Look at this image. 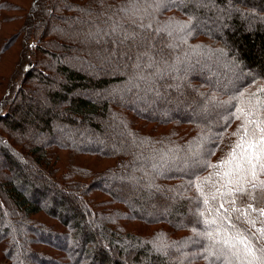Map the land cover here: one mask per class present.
<instances>
[{"label": "trees", "instance_id": "trees-1", "mask_svg": "<svg viewBox=\"0 0 264 264\" xmlns=\"http://www.w3.org/2000/svg\"><path fill=\"white\" fill-rule=\"evenodd\" d=\"M128 2V6L130 7H126L125 10L136 6L132 4L134 1L131 2L130 0H33L31 9L26 15V21L22 28L24 60L20 62V65H24V79L21 86H18L19 89L17 91L11 89L2 93V97L0 98V127H21L25 122L21 121V119H14V116L18 113L25 118L28 116L33 117L35 125L42 126V128L48 130L56 129L57 126L63 129V126L66 124L68 125L74 122L72 115L77 116L80 121L83 119L80 117L83 116H97L98 110L94 103L89 100L87 101L85 98H77L75 92L77 89L89 88L92 84L104 87L110 83L109 79H99L97 82H91L89 78L78 73L79 71L72 68V66L61 64L60 57L52 55L53 53L47 51L45 44H53L54 40L51 41V38L55 37L57 40L59 38L57 34H60L62 38L67 36L71 40L70 38L72 37L69 38L68 35L72 34L71 31L77 32L76 27L72 24L70 26L65 24L63 27L56 24V16L57 18L60 16L58 14L62 7L69 11L68 14L60 17L73 23L76 18L81 17L83 20H86L83 16L87 18V16H92V12H107L106 10H110V8L117 10L120 7H125ZM184 2L187 4H184ZM22 3L24 4V0L20 4ZM181 3L179 4L176 0L174 3H170L172 6H167V11L164 10L162 12L163 18L171 19L175 15H182L187 19L190 18L192 25L194 23L195 26L199 24L201 29L198 28L199 30L197 32L193 29L191 36L189 34L186 35L184 37L186 42L180 41L178 43L179 41L176 42L174 39L176 36H171L166 32L161 33L160 36L169 37L173 40L174 45L178 43L177 48L182 47L181 50H183V47H189L191 51L200 49L203 53L222 56L226 64H228L230 71L237 72L239 77L242 80L244 79L243 83L240 82L234 88L219 87L210 79L202 82L199 80L196 82H191L192 80H190L188 82L187 87L189 90L195 92L194 87L197 88L196 91L202 93L204 99H207L210 103H214L219 109H222V114L220 113L221 115L219 116L222 119H220L219 124H201L202 120L198 114L202 112L201 108L203 104L198 102L197 99L194 101L198 102L194 103V108L188 106L189 109L193 108L191 114L197 116L193 117L191 115L184 119L182 117L172 116L170 112L164 116L149 117L137 113L135 110L136 118L140 117L144 122L155 124L158 128L172 126V131L169 132L172 137L170 140H163L164 134L161 133L156 137L144 135L142 136V141L146 139L147 142L139 143L134 136L136 130L129 131V127L134 125V121L130 120L128 114L122 112V110H125L124 107L117 102H113L112 104V102L110 103L108 101L104 103V113L111 115L113 121L118 120L117 122H120V120L123 121L124 119L122 125L124 129L126 128L124 130L126 136L124 135V137L130 142L128 145L126 143L128 148L126 150L128 151L132 147L131 143H134L135 149L133 157L134 162H139V168L138 166L135 168H138L136 172H128L127 174H124L126 172H123V174L117 173V170L119 171L123 167L128 170L130 166L126 167L127 164L125 163L121 167L123 160H121L120 150H118V154H111L114 151L99 152L98 150L90 149H86L89 150L87 153H85V150L82 151H84L86 156L94 155V158H98V160L112 161L116 159L114 165L115 172H111L110 169L109 172H106L111 173L108 174L110 175V179L118 181L122 180L119 178L124 176V179H129L130 183L148 188L155 196H162L163 193L164 195H170V192H172L174 194L170 196L177 200L176 195L181 197L180 202L183 203V206L188 205L186 202H190L193 205V211H191L193 215L192 223H182L180 219L176 218L178 215H186L183 212L182 204L177 208L170 206L168 211L176 212L174 214L175 217L166 218L159 208V205H161V203L159 204V197H156L158 201H156L157 206L154 210L150 207H143V209H138L137 211L129 209L128 212H130V215L127 212L126 218L121 216L123 214L119 212L114 215H120L121 219L128 220L127 222L129 223L131 221H137L136 223L144 224L146 227L168 223L172 227L169 231L174 235L176 232H185L186 235L184 237L170 239L174 241L173 245L166 246L164 240L163 242L159 241V236L163 234L158 233L157 230L150 236L141 234L138 231L133 235L129 232L122 234L117 230H112L109 223H106L104 226L102 225L104 232L102 236L105 237V240L104 242H99L96 232H89L83 227L79 228L76 224L72 226L70 221L78 219L76 221L81 220L79 222L85 223V215L88 214L94 215L93 217L95 218L97 214H95L92 204H95V191L97 190L94 188L101 184L99 181L102 182L104 180H100V177L93 178V181L97 183L94 188L89 187L82 181H69L67 177L63 178L61 176L62 174L57 168L58 154L54 150L50 149L45 151L43 148L34 149L32 151L35 154L34 162L37 165H41L40 172L38 173L46 177V183L36 186L35 183L29 182V187L32 189V198L34 196L40 198L42 194H47V192H53L60 196L58 198L55 197L54 201L48 204V206L42 205L43 207H41L35 201H32L30 198L28 199V196L21 189L12 187V185L10 187L9 185H3V180L6 178V166L2 158L11 157L9 150L14 151L13 153L16 154L22 153L17 151L16 148L13 149L12 146L10 147L9 145L11 143L6 138L0 136V227L9 222L7 216L17 217L20 215L16 212V209L13 208L12 213L8 209L9 207L4 201L5 187H9V190L16 195V207L25 215V219L22 218L24 222L21 221L22 223L18 224L21 227L12 223L14 226H12V229L9 231L4 230L0 233V252L6 255L11 264H23L19 261L18 257H15V254H18V239L22 237L26 241L28 248L24 254L27 257H35L36 260H40L39 264H83L85 262L83 257L88 252L92 255V259L84 264H128V258H130L133 264H191L192 262L196 264L199 261L204 262V264H222L221 259L216 256L212 257L210 253L215 248L212 246V241L207 239L208 233H213L217 239L228 237L230 234L235 236L237 231L248 233L251 237H259L260 233L257 232V229L264 228V215H260L261 210H264V193L258 191L255 200L249 199L247 196L239 197L235 205L225 203L224 208H221L220 204L223 202L221 197L217 195L215 199L211 198L213 193L217 192V188L213 184L219 178L214 175L218 170L210 167V165H216L221 161L232 150L231 146L237 142V137L234 133L240 127L241 121L232 116V113L236 111V107L242 105L246 109L248 107L247 102L251 99L254 103L257 97L264 100V0H182ZM170 7L173 10H170ZM139 8L141 7L136 9L134 7V11L136 12ZM14 9H18V5L8 3L6 0H0V29L2 24L10 19L8 14ZM157 14L159 15L160 12ZM106 15L102 14L105 22H107ZM133 19H137L138 23L134 24L138 25L140 24L139 22L145 21V16L140 15L139 19L137 15H134ZM209 25L219 27L220 33L213 32ZM156 26L158 25L156 24ZM13 38H16V36ZM202 38L203 40L200 41ZM39 50L41 54L51 56L52 59L54 58V61L56 59L57 63L55 65L54 63L50 65L46 61V65L51 68V71L49 68L45 69L46 71L39 69L45 65L43 60L38 56ZM149 54L154 60H161L167 57L165 54L156 56L151 51ZM135 55L129 54V59H134ZM157 64L158 62L154 64V70H157L161 66ZM38 71H41V74ZM36 72L43 79L50 78L52 73H57L58 75L62 73L66 83L56 90H48V93H45V89L42 86L41 92L36 93V90H34L36 97L34 94L27 95L24 92L25 86L30 79L34 78ZM14 83L16 82H12V85ZM13 87L15 88L17 86L14 85ZM241 93H243V96H240ZM237 96H240L239 101L234 99ZM178 97L180 98L182 96ZM214 99L217 100L215 101ZM162 100L165 101V98L163 97ZM112 106L117 107L114 108ZM227 106V111H224ZM62 107L68 113L66 118L61 117L59 113V109H62ZM258 116L264 119V110L260 111ZM184 126H190L191 129H183ZM129 133L132 137L128 135ZM208 136H210V139H213L206 146V142L202 140H206ZM160 141L165 143L170 142L168 146H165L169 148V151L163 148L153 149L156 143L158 146L164 145ZM179 141V145L177 143H171ZM70 143H64L67 146L62 145L60 149L67 148V150H71L68 147L69 145L72 146ZM137 143L143 144L142 148ZM150 144L153 146H150ZM76 146L78 148L80 146L81 148L82 145L79 144V146ZM191 150H196L199 158L205 161L209 167L198 166L193 167L187 172L177 171V168H182L180 167L182 163L181 159H184L186 153L191 152ZM155 151L160 152V155L163 153L167 154L166 159L164 158L162 160L165 166L167 165L166 169L159 172V169L156 170L153 166L149 167L147 164H144L143 168H141L143 165L142 162H145V157L153 156ZM22 155L25 157L22 162L28 164L30 161H28L27 156L25 154ZM12 156L14 155L12 154ZM140 156L143 158H140ZM156 162L157 160L153 161L154 164ZM44 172H47V175ZM209 177H211L209 183L202 184L203 195L208 198L205 203L201 194L197 191V184L202 183ZM104 179L108 180V178ZM260 179L264 180V175ZM167 181H172V184L167 183ZM101 191L104 192L103 190ZM219 191L222 192L225 189L220 187ZM111 195L114 196L113 193ZM61 197L65 198L62 200L64 209L62 214L57 209V204H60L59 198L61 199ZM111 198L116 203H121V201L114 199L115 196ZM75 201L82 203L85 213H80L77 210V207L73 203ZM162 205L164 206V203ZM249 205H252L256 211L249 208ZM137 207L140 208V206ZM234 207H238L241 211H225V209H232ZM180 208L182 211H180ZM72 211L76 212V214L71 217L69 216V212ZM243 212H247L248 216L245 217L242 215ZM39 213H45L58 222L62 227L59 226L64 230H58V226H54V229H46L45 226L37 227L35 223L27 222V219ZM13 217L10 218L11 221L14 220ZM249 219L255 220V225L249 224L247 222ZM10 232H13V238ZM169 236L171 235L168 233ZM71 242L74 245H79L77 252L78 258H74V250H69L68 259L70 258V260L67 263H63L62 260L59 261L46 252L37 250L40 246H47L48 248L59 250ZM186 242H192V244L188 245L189 248L177 249V247L182 246ZM232 242L236 244L235 249L227 251L224 254V256L234 258H231L232 264H261L262 259H264V253L254 250L251 254H248L237 240H233ZM141 246L142 249H139ZM215 247L223 248L219 244L215 245ZM260 248H264V241H257L255 243V249ZM155 251L160 255H156ZM233 252L237 255L230 256V253L233 254ZM253 257L256 258L254 259ZM144 259L145 261H143ZM166 260L172 263H165Z\"/></svg>", "mask_w": 264, "mask_h": 264}, {"label": "rangeland", "instance_id": "rangeland-1", "mask_svg": "<svg viewBox=\"0 0 264 264\" xmlns=\"http://www.w3.org/2000/svg\"><path fill=\"white\" fill-rule=\"evenodd\" d=\"M6 1L18 5V9L9 12L8 15L10 16V19L3 23L0 29V98L2 97V93L6 90L13 89L17 91L24 79V65H20V62H23L24 60L22 28L26 21V15L29 13L33 2V0H24V4H20L22 0H19L20 2L18 0ZM130 1H134L132 4L136 5L134 6L135 9L138 7L141 8L136 12L134 11V7L125 10L126 7H130L128 6V2L125 7H120L117 10H112L110 8V10H106L107 12H92V16H87V18L80 14L86 20L79 17L74 19L73 23L60 17L68 14V9L62 7L61 11H59L58 15L60 16L58 18L56 16V24L62 27L65 24H68L69 26L72 24L76 27L77 32L71 31L72 34L68 35L69 38L72 37L70 38L71 40H69L67 36L62 38L60 34H57V37L59 38L57 40L55 37L51 38V41L54 40L53 44H45V49L53 53L52 55L59 56L61 64L72 66V68L79 71L78 73L89 78L91 82H97L99 79H109L110 83L104 87L92 84L89 88L77 89L75 92L77 98H85L87 101L89 100L94 103L98 110L97 116H83L80 117L83 118L80 121L77 116L72 115L74 122L69 123L68 125L66 124L63 126V129H60L57 126L56 129L48 130L42 128V126L35 125L33 117L28 116L25 118L18 113L14 116V119H21V121L25 122L21 127H0V136L6 138V140L11 143V145H9L10 147L12 146L13 149L16 148L17 151L25 154L28 161H30L28 164L23 163L22 161H24L25 157L22 154H16L13 153L14 151L9 150L11 157L2 158V161L6 166V178L3 180V185L17 187L28 196V199L30 198L32 201H35L39 206H48V204L54 201L55 197L58 198L60 196L53 192H47V194H42L40 198L35 197L34 195L32 198V189L29 187V182L35 183L36 186L46 183V177L38 173L40 172L39 169L41 168V165H37L34 162L35 154H33L32 151L38 148H43L45 151L50 149L54 150V152L58 154L57 168L63 178L67 177L69 181H82L84 184L93 188L97 185V183L93 181V178L100 177V180H104L102 182L99 181L101 184L94 188L97 190L95 191V204H92L95 214H97L95 215V218L93 217L94 215H85V223L79 222L81 220L76 221L78 219H73L70 221L72 226L76 224L79 228L83 227L89 232H96L99 242H104L105 240V237L102 236V233H104L102 227L106 223H109L112 230H117L122 234H127L129 232L133 235L138 231L141 234L150 236L157 230L158 233L163 234L159 236V241L163 242L164 240V243L168 246L173 245L174 243V241H171L170 239H174V237H184L186 233L176 232L174 235L169 231L172 227L168 223L146 227L144 224L136 223L137 221H131L129 223L127 222L128 220H123L120 217L124 216L126 218L129 209L137 211L138 209H143V207H150L154 210L157 206L156 201H158L156 197H159V204L161 203L159 208L166 218L175 217L174 214L176 212L168 211L170 206L177 208L182 204L183 212L186 215H178L176 218L180 219L182 223H192L193 215L191 211H193V205L190 204V202H186L188 205L185 204L186 206H183V203L180 202L181 197L176 195L178 198L177 200L170 196L171 194H174L172 192H170V195H164L163 193L164 196H155V194L149 191L148 188L130 183L129 179H124V176H122L123 178L120 177L119 179L122 180L118 181L110 179V175L108 174L111 173L106 172H109V169L111 172H115L114 165L116 159L112 161L98 160V158H94V155L86 156L82 150H85V153L89 151L86 149L98 150L99 152L114 151L111 154H118V150H120L122 157L121 160H123L121 167L124 166L125 163L127 164L126 167L130 166L128 170L123 167L116 172L121 174H123V172H126L124 174H127L128 172H136L139 168V162H134V143H131L132 147L128 151L126 150L127 145L130 142L124 137V130L126 129L122 126L124 119L123 121L120 120V122H117L118 120L113 121L111 115H106L104 113L105 102L109 101L110 103L112 102V104L113 102H117L124 107L125 110H122V112L128 114L130 120L134 121V125L129 127V131L136 130L134 136L139 143L147 142L146 139L142 141V136L144 135L156 137L161 133L164 134L163 140L168 141L172 138L169 133L172 131V126L158 128L155 124L144 122L140 117L136 118L134 111L136 110L137 113L149 117L164 116L170 112L172 116L182 117L184 119L185 117L192 115L191 112L194 108V103L200 102L203 104V107L201 108L202 112L198 114L202 120L201 124L206 125L209 123L211 125H216L219 124L220 119H222L219 117L222 114V109H219L218 106L212 102L210 103L207 99H204L202 93L196 91L197 88L194 87L195 92L189 90L187 87L188 82L190 80H192L191 82H196L197 80L202 82L210 79L219 87L224 86L234 88L239 85L240 82L243 83L244 79L242 80L237 72L230 71L228 64H226L222 56H213L211 54L203 53L200 49L191 51V48L189 49V47H183V50H181L182 47L177 48V44L180 43V41L186 42L184 37L188 34L191 36L193 29L197 32V30L201 28L199 24L195 26L194 23L192 25L190 18L187 19L182 15H175L171 19L163 18L162 12L164 10L167 11V6H172L170 3H174L175 0ZM176 1L179 4H182V0ZM184 4L187 3L184 2ZM170 10L173 9L170 7ZM158 12H160L159 15L157 14ZM102 14H107V22L104 21ZM134 15H137L139 19L140 15H144L145 21L139 22L140 24L135 25L138 23V18L133 19ZM128 22L130 24H124ZM156 24L158 26H156ZM209 26L213 32H216L217 34L218 32L220 33L219 27L213 25ZM163 32H166L171 36H176L174 39L176 42H179L174 45L172 42L173 40L169 37L167 38L163 35L160 36ZM14 36H16V38H13ZM202 40L203 38L200 41ZM150 51L154 52L156 56H162V54H165L167 57L161 60H154L149 54ZM129 54H136L135 58L130 60ZM38 56L45 63V65L39 68L41 70L46 71L45 69L49 68L51 71V68L46 65V61L50 65L53 63L55 65L57 63L56 59L54 61V58L52 59L51 56L41 54L40 50ZM81 58L83 59L80 60ZM157 62V65H161L158 68L159 71L158 69L154 70V64ZM38 72L41 74V71ZM38 72H36L34 78L30 79L25 86L24 92L27 95L34 94L36 97L34 90H36V93L41 92L42 86L45 89V93H48V90H56L58 87H62V85L66 83L62 73L61 75L52 73L50 78L43 79ZM12 82L16 83L12 85ZM14 85L17 87L14 88ZM178 96L182 97L179 98ZM163 97L165 98V101L162 100ZM195 99H197L198 102H194ZM182 100L184 101L183 103ZM214 100L216 101L217 99ZM188 106L193 108L189 109ZM112 107L116 108L117 106ZM227 109L228 106L224 111H227ZM59 110L62 111H59L61 117L66 118V116H68V113L65 112L63 107ZM195 116L197 115H194L193 117ZM139 126L140 128H138ZM183 129L189 130L191 127L184 126ZM128 135L132 137L130 133ZM206 138V140L203 139L202 141H205L206 146H208L213 138L210 139V136ZM64 143H70L72 146L69 145L68 147L71 148V150H67V148L60 149L62 145L67 146ZM160 143L164 145L158 146L156 143L153 149L163 148L164 150L169 151V148H166L165 146H168V143L170 142L165 143L160 141ZM171 143H177L179 145L180 141ZM79 144L82 145L81 148ZM76 145H78L79 148ZM139 145L142 148L143 144ZM150 146L153 145L150 144ZM158 151H155L154 155L151 157H145V162H142L143 165L141 168H143L144 164H147L149 167L153 166L156 170L159 169V172L165 170L167 165L165 166L162 160L164 158L166 159L167 154L163 153L160 155V152L158 153ZM193 152H196V150H191V152L186 153L184 159H181L182 163L180 167H182V170L177 168V171L187 172L193 168L189 161ZM12 154L14 156H12ZM140 158L143 157L140 156ZM155 160H157V162L154 164L153 161ZM137 166L138 168L135 169ZM44 174L47 175V172H44ZM104 178H108V180H105ZM156 180H158V178H156ZM167 183L172 184V181H167ZM9 187H5L6 192L4 194V201L8 205V209L11 213L14 208L20 215L17 214V217L12 216L14 219L13 221L10 220V218H12L11 216H7L9 222L0 227L2 228L0 229V233L4 230L9 231L12 229V223L21 227L18 224L24 222L22 221V218L25 219L24 213L16 207V195L9 190ZM112 193L115 196L114 199L121 201V203L118 204L111 198L114 197L111 195ZM63 199L65 198H59L60 204H57V209L60 214H62L64 210L62 206ZM75 202L73 203L74 206L77 207V210L80 213H85L82 203ZM162 203H164V206ZM137 206H140V208ZM180 211H182L181 208ZM118 212L123 215H114ZM74 214H76V212H69V216L71 217ZM128 214L130 215V212H128ZM27 222L32 224L35 223L37 227L45 226L46 229H54V226H58V230H64L58 222L47 216L45 213H39L30 217L27 219ZM168 233L171 236L168 237ZM13 235L12 232V238ZM76 242L78 243L77 240ZM186 243L177 247V249H186L189 248V244H192V242ZM17 244L18 254H15V257H18L21 263L39 264L40 260H36L35 257H27L24 254L28 248L23 237L18 239ZM78 246V244L74 245L71 242L64 245V248L59 250L48 248L47 246H40L37 250L40 252H46L59 261L62 260L63 263H67V261L70 260V258L68 259L69 250H74V258H78ZM139 249H142V246L139 247ZM220 249H222V247H215V250L212 249L210 252L212 257L224 256L225 252L219 251ZM155 254L158 256L160 255L156 251ZM230 256H233V254L230 253ZM83 258L85 260L84 263H86L92 259V255L88 252ZM143 261H145V259ZM127 262L128 264H133L131 263L130 258L127 259ZM165 263L172 262L166 260ZM0 264H11L10 260L2 252H0ZM191 264L195 263L192 262ZM196 264H204V262L199 261Z\"/></svg>", "mask_w": 264, "mask_h": 264}, {"label": "snow or ice", "instance_id": "snow-or-ice-1", "mask_svg": "<svg viewBox=\"0 0 264 264\" xmlns=\"http://www.w3.org/2000/svg\"><path fill=\"white\" fill-rule=\"evenodd\" d=\"M240 96H243V93ZM240 96L234 99L239 101ZM247 104L246 109L242 105H238L236 111L232 113L235 119L241 121L240 127L234 133L237 137L236 144L231 146L232 150L221 161L216 165H210V167L218 170L214 175L219 178L213 184L217 188V192H214L211 198L215 199L219 195L223 201L220 204L221 208H224L225 203L235 205L239 197L247 196L249 199L255 200L258 191L264 193V180L260 179L264 175V119L258 116V113L264 110V100L257 97L254 103L250 99ZM189 161L193 167H209L205 161L199 158V154L196 152L192 153ZM210 180L211 177L197 184V191L201 194L205 203L208 198L203 195L202 184H207ZM220 187H223L225 191H219ZM248 207L256 211L252 205ZM225 211L240 212L241 210L234 207L225 209ZM242 215L247 217L248 213L243 212ZM260 215H264V210H261ZM247 222L251 225L256 223L255 220L251 219ZM233 227L235 226L233 225ZM257 232L260 233L259 237H251L248 233L237 231L235 236L230 234L222 239H217L213 233H208L207 239L212 241L214 248L217 244L222 245L223 248L219 250L221 252L235 249L236 244L232 241L237 240L248 254H251L254 250L264 253V248L255 249L257 241H264V228L257 229ZM233 255L237 254L233 252ZM218 258L221 259L222 264H232L230 257L220 256ZM261 264H264V259H262Z\"/></svg>", "mask_w": 264, "mask_h": 264}]
</instances>
